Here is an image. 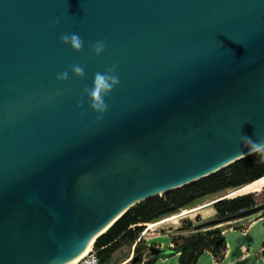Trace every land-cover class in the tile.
Segmentation results:
<instances>
[{
    "label": "water",
    "instance_id": "1",
    "mask_svg": "<svg viewBox=\"0 0 264 264\" xmlns=\"http://www.w3.org/2000/svg\"><path fill=\"white\" fill-rule=\"evenodd\" d=\"M113 66L98 119L84 89ZM242 136L264 142V0H0V264L77 262L137 204L250 156Z\"/></svg>",
    "mask_w": 264,
    "mask_h": 264
},
{
    "label": "trees",
    "instance_id": "2",
    "mask_svg": "<svg viewBox=\"0 0 264 264\" xmlns=\"http://www.w3.org/2000/svg\"><path fill=\"white\" fill-rule=\"evenodd\" d=\"M263 178L264 163L260 162L259 155H250L213 175L137 204L96 240L94 250L97 252L99 263L126 264L131 261V264H154L159 257L180 252V264H196L206 250L210 251L217 261L223 260L226 241L220 230L199 231L189 238H173L174 251L169 252L168 255L152 252L147 262L143 259L148 246L143 244L144 238L139 240V237L144 232L145 225L148 227L149 223L190 208L209 196L247 186ZM263 203L264 189L221 199L214 204L217 212L216 220L225 223L227 218ZM261 213L264 218V210ZM242 220L246 221V226L249 225L248 218ZM208 227L203 226L199 229L191 223L184 224L186 230H201ZM181 241L182 244H180ZM125 248L130 250V254L124 260L115 263V256ZM201 259L211 261L206 258V255ZM166 261L167 264H174L175 259L159 260L158 264H165Z\"/></svg>",
    "mask_w": 264,
    "mask_h": 264
},
{
    "label": "rangeland",
    "instance_id": "3",
    "mask_svg": "<svg viewBox=\"0 0 264 264\" xmlns=\"http://www.w3.org/2000/svg\"><path fill=\"white\" fill-rule=\"evenodd\" d=\"M257 189L259 191H262L264 189V178L261 179V181L258 182L256 185H255V182H254V183L248 184L247 187H243V191L244 192L238 190L237 188L231 189V190L222 191V193H220V194L217 193L218 195L215 194L216 196L212 195L213 197L209 198L208 200H206L205 203H209L212 200H215V199L221 198V197L223 199V198H226L228 196L233 197V196H237V195H240V194L250 193V192H253L251 190H257ZM254 192H256V191H254ZM210 206H211L210 204H205V205H202V206H198L196 208H187V209H184L183 212H181L180 214L178 212V213L169 215V216H167L165 218H162L161 219L162 221L158 220V221L149 223L148 228L150 230L154 231V233H152L151 231H149L148 233H144V234L142 233L141 236L139 237V240L143 237L144 238L143 244H147V241L145 239L148 238L149 236H151V235L160 236V235L164 234V237L161 240L173 243V240H172L173 238H178V237L189 238V237L193 236L194 234H196L199 231L200 232L201 231H210V230H221L222 231L226 227L238 226V228L239 227L244 228L247 225L246 221H242V222H231L229 224H224L223 227H221L220 224H218V225H214V226H209L208 228L201 229V230H192V229L191 230H186L184 228V224L185 223H191L193 226L194 225L197 226V225L204 224L205 222H208V221H211V220H216V215H215L216 211L214 210L213 207H210ZM259 214H262V213L260 212L257 215L250 217L248 220L251 221L253 218L257 217ZM254 222H256V230L261 232L262 236H261V238L257 237V238H255V240L253 239L254 241L252 240L253 242L251 241L250 244L252 243L251 245H253L254 249L255 248L258 249L259 244L261 243V241L264 240V228L262 226V220L261 219H259V218L258 219H254L252 224ZM144 228L147 229V227H144ZM144 231H146V230H144ZM233 232H236V231L229 232V234L227 235V243H228V245H229L230 234L233 233ZM238 232L241 235L242 234L246 235L249 231L244 232V233L240 232V231H238ZM222 235H223V233H222ZM180 244H182V241L180 242ZM173 245L175 247L174 243H173ZM155 246L157 247V245H154V247ZM244 246H246V245H244ZM149 251L150 250H149V246H148V250L145 251V255H144V259H143L145 262L149 261V259H150V252ZM129 254H130V250L128 248L123 249L120 253H118L115 256V258H114L115 259V263L124 260ZM206 258L210 259V257L207 254H206ZM199 263H201V264H213V263L206 262L203 259H201L199 261ZM126 264H131V261L126 262ZM165 264H167V261H166Z\"/></svg>",
    "mask_w": 264,
    "mask_h": 264
},
{
    "label": "clouds",
    "instance_id": "4",
    "mask_svg": "<svg viewBox=\"0 0 264 264\" xmlns=\"http://www.w3.org/2000/svg\"><path fill=\"white\" fill-rule=\"evenodd\" d=\"M54 23H59L55 21ZM60 41L66 46H70L74 51L81 52L84 48V41L78 33H66L60 36ZM89 49L97 57L101 56L106 50V41L100 40L89 45ZM71 72L80 78L85 77L84 67L78 64L70 65ZM58 80L66 81L69 79V72L64 71L57 76ZM120 83L119 77L116 74V68L113 66L106 72H97L94 76L93 86L85 88L84 93L87 95L90 104L89 106L98 114V119L102 118L103 114L108 110L106 97H109L112 91ZM83 106V99L81 107ZM241 143L248 148V155H259L260 162L264 163V142H257L248 136L241 137Z\"/></svg>",
    "mask_w": 264,
    "mask_h": 264
},
{
    "label": "crops",
    "instance_id": "5",
    "mask_svg": "<svg viewBox=\"0 0 264 264\" xmlns=\"http://www.w3.org/2000/svg\"><path fill=\"white\" fill-rule=\"evenodd\" d=\"M260 181L261 180L255 182V185L258 182H260ZM247 186L245 185V186L239 187L237 189L240 190V191H243V187H247ZM251 191L254 192V191H259V190L257 189V190H251ZM220 193H222V192H220ZM214 196H216V195H214ZM212 197L213 196L207 197V198L201 200L200 202H198L197 204L193 205L190 208H196L198 206H202V205H205V204H210L211 205L210 207H213L214 208V204L216 202H218L219 200H221L222 197L221 198H217L215 200H212L209 203H205L206 200H208L209 198H212ZM230 197L231 196H228L226 198H230ZM223 199H225V198H223ZM214 210H215V208H214ZM181 212H183V210L179 211V214ZM215 215H217V212H216ZM258 218L262 220V226L264 228V218L262 217V214H259L257 217H255L251 221H249V225L248 226H245L244 228H241V227L238 228V226H233V227H226L222 231L220 230L223 233V235H224L223 237L225 238V241H226V250H225V253H224L223 260L217 261L216 258L214 257V255L210 251H207L206 250L201 255V257L199 258V260L197 261L196 264H198L199 261L201 260V258L204 255H206V254L210 257V260L212 262L211 261H208V260H205V259H203V260H205L206 262H209V263H213V264H233V263H235V264H244L249 257H255L256 261H255L254 264H264V258L261 256V250L264 248V240L261 241V243L258 246V250L256 252L253 251V245H251L249 243L246 246L242 247V249L238 252V254L234 258H232L230 261H228V257H229V253H230V248H229L228 243H227V233L230 232V231H232V230L240 231V232H243V233L244 232H247L250 229V227L252 226L253 220L254 219H258ZM242 221H243L242 219H239V220H234V221H230V222H225V223H221L220 226L223 227L224 224H229L231 222H242ZM194 226H196V225H194ZM145 227H147V226L145 225ZM145 230L146 231H144L143 234L144 233H148L149 231H151L152 233H154V231L150 230L148 227H147V229L145 228ZM163 237H164V234L163 235H160V236H158V235H151V236H149L148 238L145 239L147 241V245L149 246V250H150L149 252L150 253L154 252V253H156L158 255H160L161 253H164L165 255H168L169 252H172V251L175 250V247H174V245H173L172 242H166V241L161 240ZM154 245H157V247L156 246L154 247ZM179 256H180V252H175L174 254H171V255H168V256H165V257L162 256V257H159L155 261L154 264H158L159 260H170V259H175L174 264H180L179 263ZM142 264H144V263H142Z\"/></svg>",
    "mask_w": 264,
    "mask_h": 264
},
{
    "label": "bare ground",
    "instance_id": "6",
    "mask_svg": "<svg viewBox=\"0 0 264 264\" xmlns=\"http://www.w3.org/2000/svg\"><path fill=\"white\" fill-rule=\"evenodd\" d=\"M248 231L249 232L246 235H243V234L241 235L238 231L230 234L229 245H228L230 248V253H229L228 261H230L232 258H234L238 254V252L242 249V247H244V245L249 244L253 239L255 240V238H257V237L261 238V236H262V233L256 230V222H254L252 224V226L250 227V229ZM93 244H94V242H91L90 248L77 260V262L79 260H81L84 256H86L92 250ZM257 250L258 249L253 248L254 252H256ZM255 261H256L255 257H249L244 264H254ZM77 262H71V264H76ZM198 264H201V263H198ZM233 264H235V263H233Z\"/></svg>",
    "mask_w": 264,
    "mask_h": 264
},
{
    "label": "built area",
    "instance_id": "7",
    "mask_svg": "<svg viewBox=\"0 0 264 264\" xmlns=\"http://www.w3.org/2000/svg\"><path fill=\"white\" fill-rule=\"evenodd\" d=\"M76 264H100L97 252L94 250V247L86 256H84Z\"/></svg>",
    "mask_w": 264,
    "mask_h": 264
}]
</instances>
